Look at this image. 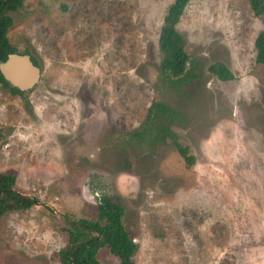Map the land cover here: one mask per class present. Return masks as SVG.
<instances>
[{
    "label": "rangeland",
    "instance_id": "rangeland-1",
    "mask_svg": "<svg viewBox=\"0 0 264 264\" xmlns=\"http://www.w3.org/2000/svg\"><path fill=\"white\" fill-rule=\"evenodd\" d=\"M172 1L22 0L7 12L11 45L41 74L20 95L0 83V173L38 202L0 217V264H60L63 215L95 219L104 194L124 209L134 264H264V64L253 43L264 14L246 0H190L176 28L195 77L171 86L158 36ZM214 63L234 78L219 80ZM156 100L180 115L174 139L124 142ZM97 258L119 264L106 247Z\"/></svg>",
    "mask_w": 264,
    "mask_h": 264
},
{
    "label": "trees",
    "instance_id": "trees-1",
    "mask_svg": "<svg viewBox=\"0 0 264 264\" xmlns=\"http://www.w3.org/2000/svg\"><path fill=\"white\" fill-rule=\"evenodd\" d=\"M190 0H173L168 6L160 27L158 49L161 55L159 66L162 77L171 86H179L184 81L195 77L196 62L186 50L183 36L176 26L185 7ZM254 16L264 14V0H246ZM22 5V0H0V61L5 60L11 53L28 54L27 51L18 52L11 45L7 31L12 25V18L7 12L16 10ZM255 62L264 64V28L254 38ZM32 62L37 65L30 56ZM211 74L221 81L234 78L231 71L222 63H214L208 67ZM0 83L12 94H22V91L11 86L0 73ZM180 115L165 103L154 101L148 109L142 125L135 131L119 134L124 142L137 140L139 144L148 143L153 146L157 141L165 142L166 138H173L171 124L177 122ZM179 155L187 166L195 162L187 146L174 142ZM124 155V162L127 159ZM38 200L16 188L15 178L10 174L0 173V217L19 210H25L36 204ZM48 208V207H47ZM50 210V208H48ZM124 209L118 199L109 195H102L96 207L95 219L80 218L71 222L66 221L67 243L59 250L60 264H100L97 253L106 247L116 256L119 264H134L132 256L136 250V243L130 237L123 224Z\"/></svg>",
    "mask_w": 264,
    "mask_h": 264
},
{
    "label": "water",
    "instance_id": "water-1",
    "mask_svg": "<svg viewBox=\"0 0 264 264\" xmlns=\"http://www.w3.org/2000/svg\"><path fill=\"white\" fill-rule=\"evenodd\" d=\"M0 73L11 86L25 91L39 81L41 69L32 62L30 55L11 53L0 61Z\"/></svg>",
    "mask_w": 264,
    "mask_h": 264
},
{
    "label": "flooded vegetation",
    "instance_id": "flooded-vegetation-1",
    "mask_svg": "<svg viewBox=\"0 0 264 264\" xmlns=\"http://www.w3.org/2000/svg\"><path fill=\"white\" fill-rule=\"evenodd\" d=\"M99 200H100V197L97 199V204H98V202H99ZM63 217H64V219L66 220V221H72V220H70L67 216H65V215H63Z\"/></svg>",
    "mask_w": 264,
    "mask_h": 264
}]
</instances>
